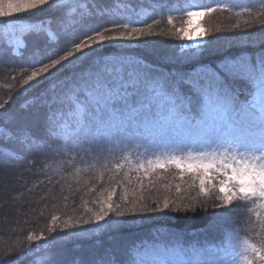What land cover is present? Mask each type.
<instances>
[{
    "label": "snow or ice",
    "instance_id": "6c2138e0",
    "mask_svg": "<svg viewBox=\"0 0 264 264\" xmlns=\"http://www.w3.org/2000/svg\"><path fill=\"white\" fill-rule=\"evenodd\" d=\"M226 7L227 4L210 7L203 0H191L182 10L187 18L183 26L175 27L173 17H167L168 24L175 28L168 34L180 40L202 39L207 32L201 33L200 37L195 36L190 30L192 18L205 17L218 8ZM78 9L79 19L74 15ZM45 11L62 13L58 24L65 34L74 25H80L84 31L81 37L68 41L69 46L62 50V54L37 45L29 57L28 74L22 79V85L26 86L23 92L40 86L86 55L94 54L92 66L95 69L87 80L79 77L83 83L77 82L71 96L59 101L66 103L68 110L54 111L48 117L45 130L48 138L58 137L61 130L69 127L67 121L70 119L75 121V135L92 137L93 141L99 136H107L110 148L113 144L119 146L124 143L112 137L124 136L130 145L119 162L113 165L117 174L126 163H131L133 152L144 147L143 156L136 152L139 160L134 165L136 171L143 169L144 175L150 176L157 170L175 168L181 180L185 176L190 177L187 189L189 192L195 190L196 195L189 196L187 203H184V197L172 199L165 195L162 201H154L155 207H148L141 203L143 195L136 202L128 201L125 188L124 202L130 207L124 208L113 200L115 187L105 189L102 199L95 201L98 207L88 209L90 215L87 219L73 222L69 217L58 231L56 221L59 217L53 215L49 232L57 235L49 240L44 232L29 234L28 241L35 243L21 249L17 259L33 256L42 249H51L58 237L68 235L65 230L75 229L78 225H92L91 230L94 231L100 227V222L107 224L106 218L112 214L124 217L135 212L206 211L207 201L214 200L210 205L212 208L228 211L234 202L251 206L246 209L251 214L244 226L247 235H241V229H237L227 233L215 245L184 247L177 244L144 251L136 248L129 264H264V49L258 54L226 57L215 65H200L192 72L154 76L143 63L133 65L131 72L123 64L119 70L110 69L102 55L106 47L119 42L139 41L146 36L161 34L151 31L152 24L134 26L141 23L140 17L136 20L129 18L123 23L111 22L110 26L86 24L85 19L93 15L103 20L106 10L93 13L88 11L85 3L64 4L59 0H0V20L4 21L0 27L4 28L5 34L15 36L17 43H22L21 38L28 34L42 36L45 33V45L59 43V33L45 28L43 21L35 24L20 22L25 17ZM155 23L158 21H153ZM235 27L239 28V24ZM240 85L244 87L240 88ZM8 102L0 103V112L7 111ZM10 121L11 118L5 124ZM149 125L159 130L162 139L188 140L191 145L186 148L178 146L173 150L165 144L145 160L149 149L137 141L152 142L143 135ZM13 141L38 149L51 147L46 140L33 136L26 128L0 126V156L11 155L6 145ZM104 167L107 168V163ZM102 176L101 173V179ZM137 179L142 192L143 180L140 177ZM149 186H154V182L149 181ZM164 187L171 190L170 185ZM176 191H182L180 185H176ZM224 214L209 215L216 217ZM112 223L119 225L121 221L114 220ZM30 264H51L50 252L45 251L40 260L30 261Z\"/></svg>",
    "mask_w": 264,
    "mask_h": 264
},
{
    "label": "trees",
    "instance_id": "16d2710c",
    "mask_svg": "<svg viewBox=\"0 0 264 264\" xmlns=\"http://www.w3.org/2000/svg\"><path fill=\"white\" fill-rule=\"evenodd\" d=\"M59 2L85 3L88 11L93 13L100 9L106 10L107 14L103 20L93 15L85 19L86 24L103 23L110 26L111 22L123 23L129 18L136 20L140 17L141 23L134 26L152 24L151 31L161 33L143 37L139 41H122L112 47H106L102 55L110 69L119 70L123 64L131 72L133 65L143 63L152 70L154 76H157L161 68L169 73H187L200 65H215L226 57L234 58L245 53L258 54L264 49V0H204V4L210 7H216L218 4H227L228 7L218 8L215 13L203 17L202 24L207 35L204 42L198 46L168 34L175 30L167 22L169 15L173 17L175 27L183 26L184 20L187 19L182 11L183 0ZM174 8L180 10H173ZM79 11L78 9L74 14L77 19ZM61 15L58 11H45L20 21L27 24L43 21L45 28L59 33V43L54 44L45 45L44 36L47 33L42 36L28 34L21 38L22 43H17L16 39L9 41L7 37L10 34H5L4 28L0 27V103L9 101L6 105L7 111L0 112V126L26 128L33 136L41 137L51 145L38 149L13 141L6 145L11 155L0 156V177L8 178L7 199L10 204L19 203L17 208L11 206L15 209L13 215L6 214V203L0 206V217L4 213L10 216L8 221L0 220V264H30V261L40 260L45 251L50 252L51 264H129L136 248L143 251L149 247L198 245L196 243L199 236L204 237L218 224L224 226L223 232L216 235L215 242L218 244L227 233L237 229H241V235H247L244 226L251 215L246 211L250 205L237 202V206L235 204L231 209L236 215V220L227 222L222 220L220 215H209L219 214L221 211L220 208H212L210 205L215 201L210 200L207 201L206 211L198 209L196 212L179 213L170 210H165V213L135 212L124 217L112 214L106 218L107 224L100 222V227L94 231L91 230L92 225H78L75 229L65 230L68 235L58 237L56 245L51 249H42L33 256L17 259L21 249H27L35 243L28 241L29 234L34 232L39 235L44 232L49 240L57 235L49 232L53 215L59 217L56 221L58 231L63 228V222L69 217L73 222L81 218L87 219L90 215L88 209L98 207L95 201L102 199L105 189L111 190L115 187L116 195L113 200L124 208L130 207V204L124 202L125 188L128 191V201L136 202L138 197L143 195L141 203L147 204L148 207H155L154 201H162L165 195L172 199L184 197V203L188 202L189 196L196 195L195 190L189 192L187 189L190 177L185 176L181 180L175 168L157 170L150 176H145L143 169L136 171L134 165L139 163L136 152L143 156L144 147L136 149L132 154L131 163H126L117 174L113 165L119 162L122 153L127 151V146L130 145L124 136L112 137L114 140H123L124 143L119 146L113 144L110 148L107 136H99L93 141L92 137L75 135V121L70 119L67 121L69 127L61 130L58 137L48 138L45 131L48 117L54 111L68 110L67 104H61L59 101L71 96L77 82L83 83L79 77L83 76L87 80L95 70L92 66L94 54L86 55L40 86L23 92L26 86L22 85V79L28 74L31 51L40 45L62 54V50L69 46L68 41L81 37L84 31L80 25H74L69 27L67 34L62 32V26L58 24ZM153 21L158 23L153 24ZM3 23L4 21L0 20V25ZM236 24H239V28L235 27ZM189 57L191 59H188ZM10 73L21 74V79L7 78ZM9 97L12 99L9 100ZM9 118L11 121L6 125L5 121ZM140 127L143 128V125ZM143 135L152 141H137L149 149L147 156H144L145 160L165 144L173 150L178 146L186 147L185 144L191 145V141L185 143L180 140L176 142L162 139L159 130L151 125ZM85 148L88 149L87 152L84 151ZM105 163L107 168L104 167ZM125 172L128 173L127 177ZM137 177L143 180L142 192ZM149 181L154 182V186L150 187ZM164 185H170L171 190L166 189ZM176 185H180L181 192L177 193ZM114 220H120L121 223L113 224Z\"/></svg>",
    "mask_w": 264,
    "mask_h": 264
},
{
    "label": "rangeland",
    "instance_id": "374dc122",
    "mask_svg": "<svg viewBox=\"0 0 264 264\" xmlns=\"http://www.w3.org/2000/svg\"><path fill=\"white\" fill-rule=\"evenodd\" d=\"M189 3L188 2H185V5ZM193 24L191 26V31L192 33L197 36V37H200L201 33L205 32V29L203 27V24H202V20H203V17H193ZM199 25V26H197ZM204 38H205V35L203 36L202 39H193V40H185L187 43H189L190 45H193V46H198L200 44H202V42H204ZM7 39L9 41H13L15 39L14 36L12 35H8ZM0 60H2V57L0 56ZM161 75H167L165 71H159L158 73V76H161ZM18 76V77H17ZM19 76H21V74L19 75L18 73H10L8 74L6 77L7 78H15V79H21ZM8 178L7 177H0V201L2 200V202H0V206L2 205V203H6L8 205V212L6 214H12L14 213V210L11 208V206H14L17 208V204L19 203H16V202H13L10 204L9 200L7 199V195L9 193V186H8ZM235 204L237 206V202H234L233 205L229 206L230 209H233L235 207ZM16 212V211H15ZM220 212H224L225 214L224 215H220L222 217V220L224 221H227V222H235L236 220V215L232 213V211H228V210H224V209H221ZM219 212V213H220ZM4 213V215H2L0 218V220H5V221H8L10 220V216L6 215ZM226 222V223H227ZM2 226H0V230H2L1 228ZM222 229H224V226L222 224H218V225H215L214 227H212V229L209 231V234L208 236L206 237V241L208 240H214L216 239L215 237H213V235H220L223 231Z\"/></svg>",
    "mask_w": 264,
    "mask_h": 264
}]
</instances>
